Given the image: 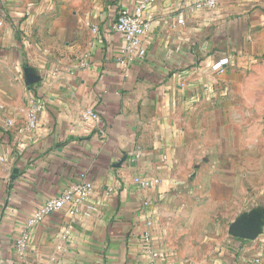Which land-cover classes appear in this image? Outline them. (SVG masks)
I'll return each instance as SVG.
<instances>
[{
  "label": "crops",
  "instance_id": "0c3cea01",
  "mask_svg": "<svg viewBox=\"0 0 264 264\" xmlns=\"http://www.w3.org/2000/svg\"><path fill=\"white\" fill-rule=\"evenodd\" d=\"M140 1L0 0V264H264V0H156L145 56L112 29Z\"/></svg>",
  "mask_w": 264,
  "mask_h": 264
},
{
  "label": "built area",
  "instance_id": "2783aa9c",
  "mask_svg": "<svg viewBox=\"0 0 264 264\" xmlns=\"http://www.w3.org/2000/svg\"><path fill=\"white\" fill-rule=\"evenodd\" d=\"M156 0H142L138 5L132 9H122L117 19L112 23V29L118 34L122 35L126 43V52L133 53L136 50L140 51V56H145L146 51L142 45V37L147 30L146 13L150 7L155 3ZM223 0H199L198 7L216 8ZM4 9L0 7V15L2 16ZM182 23V21H180ZM222 64H218L217 67H221ZM3 108L0 107V110ZM92 116L91 113H86L84 117L89 119ZM13 123L8 121L7 128L11 127ZM37 125V115L35 111L29 114V129H35ZM142 188H149L153 184L146 181L136 180ZM93 190L92 183L83 180L78 184H74L64 191L58 197L49 199L34 213V215L28 221V227H33L41 223L47 216L54 213L67 210L71 216H75L79 212V206H81L90 196ZM145 239L147 242L150 241L149 234H146ZM30 240V234L28 231L21 234L17 239L16 249L21 255H24L27 245ZM256 262H259L258 260ZM152 264H162L154 261Z\"/></svg>",
  "mask_w": 264,
  "mask_h": 264
},
{
  "label": "water",
  "instance_id": "95a60500",
  "mask_svg": "<svg viewBox=\"0 0 264 264\" xmlns=\"http://www.w3.org/2000/svg\"><path fill=\"white\" fill-rule=\"evenodd\" d=\"M27 77H28V80L26 81V83L29 85L31 84L32 82V75L29 73L27 74ZM34 80H37V79H34ZM38 81V80H37ZM258 214L256 213H248L246 214L245 216L242 217L241 219V225H250L254 220H258L260 221V219L258 218ZM235 229V228H234ZM236 230V229H235Z\"/></svg>",
  "mask_w": 264,
  "mask_h": 264
},
{
  "label": "rangeland",
  "instance_id": "374dc122",
  "mask_svg": "<svg viewBox=\"0 0 264 264\" xmlns=\"http://www.w3.org/2000/svg\"><path fill=\"white\" fill-rule=\"evenodd\" d=\"M27 3H29V4H30V3H34V2H27Z\"/></svg>",
  "mask_w": 264,
  "mask_h": 264
}]
</instances>
